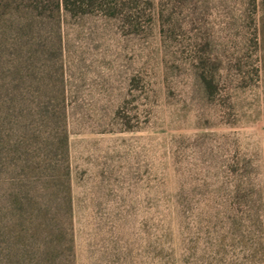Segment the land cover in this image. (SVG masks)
Wrapping results in <instances>:
<instances>
[{
	"label": "rangeland",
	"instance_id": "1",
	"mask_svg": "<svg viewBox=\"0 0 264 264\" xmlns=\"http://www.w3.org/2000/svg\"><path fill=\"white\" fill-rule=\"evenodd\" d=\"M109 14L0 0L6 59L48 106L27 131L56 151L44 169L34 153L26 220L72 225L22 253L0 218V264H264V0Z\"/></svg>",
	"mask_w": 264,
	"mask_h": 264
},
{
	"label": "trees",
	"instance_id": "2",
	"mask_svg": "<svg viewBox=\"0 0 264 264\" xmlns=\"http://www.w3.org/2000/svg\"><path fill=\"white\" fill-rule=\"evenodd\" d=\"M130 1L132 0H60V4L65 12L73 14H87L97 9H105L110 11L109 15H116L119 12L122 13ZM31 24V32L36 33L37 31L34 30L38 26L34 27ZM17 35L18 33L14 36ZM4 47L3 44H0V218L10 214L13 221L16 222L14 231L8 234V238L6 236L7 241L4 248H16L17 252L24 253L32 248L33 241L37 236L35 231L41 234L43 238L41 240L50 243V245L60 244L62 238L68 235L67 232H70V228L72 229V225L69 220L68 226H66V222H64L65 226L56 224L57 212L54 209L48 219L49 229L45 227L46 230H44L45 228L35 230L36 225L33 227L26 220V216L34 212L35 197L32 176L35 172V165L33 158L41 152L42 158L39 160L37 169L49 168V165H52L50 160L56 151L47 149L46 140L49 136L42 134L39 130L34 132V139L29 136L27 125L34 119L35 121L43 119L39 116L48 110V106L45 102L37 101V95L43 94V90H35L29 85L20 86L21 83L27 82L30 76L26 73L27 71L23 74L22 70L25 69L21 68L18 63L15 64L16 61L11 62L9 58L6 59ZM7 66L10 68L5 69ZM36 108H42V111L39 112ZM43 122L45 121H40L39 127ZM30 146L34 149L31 150ZM65 203L66 206L67 203L72 206V200L68 199V202ZM7 206L8 208H5ZM1 224L0 220V227ZM30 231L32 233L29 235ZM3 237L5 239V235ZM2 243L4 245L5 240ZM20 259L19 257L18 261Z\"/></svg>",
	"mask_w": 264,
	"mask_h": 264
}]
</instances>
